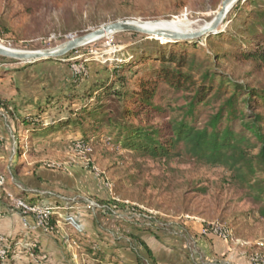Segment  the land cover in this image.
<instances>
[{
  "label": "rangeland",
  "instance_id": "1",
  "mask_svg": "<svg viewBox=\"0 0 264 264\" xmlns=\"http://www.w3.org/2000/svg\"><path fill=\"white\" fill-rule=\"evenodd\" d=\"M240 1L219 36L179 43L200 62L208 60L209 69L262 88L264 68L241 59L239 48L252 38L246 30L258 11L264 13V0ZM223 2L0 0V44L46 51L120 21H172L195 32L213 22ZM155 41L118 33L69 54L70 66L50 60L25 67L0 57V264H137V256L143 264H264V219L227 170L137 160L114 146L111 130L103 126L88 132L89 140L78 126L46 136L30 134L71 112L80 118L77 111L84 106L117 107L109 87L123 83V92L130 93L145 77L137 66L122 71L118 65L144 53L146 43L159 52ZM223 55L227 58L209 62ZM60 91L70 96L68 102L45 104ZM39 100L43 112L28 104ZM24 191L40 196L35 206L23 201L30 198ZM109 200L116 205L108 206ZM49 213L55 216L53 225ZM220 242L227 251L214 255Z\"/></svg>",
  "mask_w": 264,
  "mask_h": 264
},
{
  "label": "trees",
  "instance_id": "2",
  "mask_svg": "<svg viewBox=\"0 0 264 264\" xmlns=\"http://www.w3.org/2000/svg\"><path fill=\"white\" fill-rule=\"evenodd\" d=\"M250 2L255 3V0ZM240 5L242 1L238 7ZM255 24L261 27L260 31ZM260 32L262 36H259ZM246 33L252 38L242 43L245 47L240 46L239 57L263 69L264 13H256ZM155 43L159 52L149 50L151 44L146 43L144 53L139 51L131 63L118 65L122 71L137 66L145 77L137 79V87L130 93L123 92V83L109 87L117 107L100 103L93 108L84 106L77 111L80 118L71 112L69 116L57 117L45 128L31 130L30 134L46 136L78 126L89 140L88 132H98L103 126L111 130L114 146L132 154L137 160L223 168L231 173L234 185L246 193L251 203L258 207L260 218L264 219V87L253 88L217 73L216 69H209L208 60L200 62L179 42L160 44V40H156ZM170 44L176 47L170 48ZM189 44L186 42L184 46ZM142 46L144 44L136 48L141 49ZM68 56L55 61L70 66L72 63ZM237 56L234 55L239 58ZM223 57L227 58L226 55L216 56L209 62ZM28 66L31 65L25 67ZM21 70L14 69L15 72ZM69 98L68 94L60 91L49 95L45 104L68 102ZM28 104L32 105L33 111L44 110L40 100L37 103L29 101ZM10 119L13 121L12 117ZM88 122L92 126L86 129L84 126ZM13 170L18 172L16 165ZM34 174L38 183L43 181L36 170ZM11 177L13 175H7L8 179ZM130 178L134 180L136 176ZM24 184L27 185L25 181ZM23 194L30 197L28 200L22 197L30 207L35 206L40 198L26 191ZM55 202L60 203L56 199ZM105 203L116 205L112 200ZM54 217L49 213L52 225ZM140 244L154 260L152 252L144 243ZM136 261L143 264L139 256Z\"/></svg>",
  "mask_w": 264,
  "mask_h": 264
},
{
  "label": "water",
  "instance_id": "3",
  "mask_svg": "<svg viewBox=\"0 0 264 264\" xmlns=\"http://www.w3.org/2000/svg\"><path fill=\"white\" fill-rule=\"evenodd\" d=\"M238 1L240 0H224V2L222 3V7L213 22L210 25L203 27L202 29L195 32L182 33L165 29H152L149 27H145L144 24L141 23L120 21L103 26L96 31L73 39L63 46L51 50L28 52L0 47V57L16 60L28 65L35 64L41 61L58 60L62 57L67 56L71 52L76 51L79 48L118 33L142 34L147 37L160 40L161 42L196 41L218 34L227 14Z\"/></svg>",
  "mask_w": 264,
  "mask_h": 264
},
{
  "label": "bare ground",
  "instance_id": "4",
  "mask_svg": "<svg viewBox=\"0 0 264 264\" xmlns=\"http://www.w3.org/2000/svg\"><path fill=\"white\" fill-rule=\"evenodd\" d=\"M137 23L144 24L145 27H149L152 29H165V30H169V31L182 32V33H189L190 32L181 23L172 22V21H152V22H137ZM163 42H165V41H163ZM0 47L5 48L1 44H0Z\"/></svg>",
  "mask_w": 264,
  "mask_h": 264
},
{
  "label": "crops",
  "instance_id": "5",
  "mask_svg": "<svg viewBox=\"0 0 264 264\" xmlns=\"http://www.w3.org/2000/svg\"><path fill=\"white\" fill-rule=\"evenodd\" d=\"M215 244H218V247H216L215 251H214V255H222L224 253H226L227 251V245H225L224 243H215ZM214 255H211V256H214ZM187 264H190L188 261H187Z\"/></svg>",
  "mask_w": 264,
  "mask_h": 264
}]
</instances>
